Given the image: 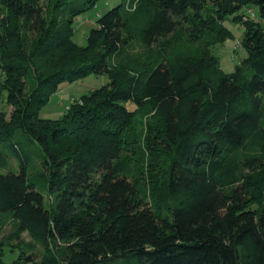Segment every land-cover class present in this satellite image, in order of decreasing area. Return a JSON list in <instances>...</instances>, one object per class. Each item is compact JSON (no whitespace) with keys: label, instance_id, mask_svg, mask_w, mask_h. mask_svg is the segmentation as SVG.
Returning a JSON list of instances; mask_svg holds the SVG:
<instances>
[{"label":"trees","instance_id":"16d2710c","mask_svg":"<svg viewBox=\"0 0 264 264\" xmlns=\"http://www.w3.org/2000/svg\"><path fill=\"white\" fill-rule=\"evenodd\" d=\"M100 1L0 0L12 239L27 233L38 264H264V0H120L79 46L75 20ZM226 22L245 52L229 74L213 53ZM99 75L61 119L39 118ZM17 135L39 147L31 178Z\"/></svg>","mask_w":264,"mask_h":264},{"label":"rangeland","instance_id":"374dc122","mask_svg":"<svg viewBox=\"0 0 264 264\" xmlns=\"http://www.w3.org/2000/svg\"><path fill=\"white\" fill-rule=\"evenodd\" d=\"M120 3V0H105L98 2L88 12L82 14L75 20L73 41L79 45L84 46L86 37L89 31L96 27L95 21L99 15L107 10L115 7ZM250 16L256 18L257 8L252 7ZM226 26L232 31L234 38L226 40L223 44L216 46L213 53L218 58L219 67L224 73H232L236 65H239L245 57L241 45L243 30L240 26L226 22ZM237 48V49H236ZM108 79L103 76H88L84 79L78 80L71 84H64L58 92L51 95L48 102L40 108L39 118L58 120L61 119L70 104L78 100L82 95L98 89L105 85ZM2 103L0 102V108ZM132 108V106H129ZM12 107L7 108L8 114L11 112ZM16 142L21 149L29 155L30 161L28 166L29 176L37 173L41 168V160L38 155L39 147L37 144L29 142L24 136L17 135ZM0 171L6 173H19L20 164L14 158L12 151H9L3 144L0 143ZM33 182V180H30ZM14 231V221L10 214H0V243L5 244L0 247V255L3 264H13L25 253L24 256H32L33 262H24L25 264H38L43 251L40 246L33 243L27 233H22L19 239H12L11 234ZM11 237V238H10ZM10 238V239H9ZM18 246V247H17Z\"/></svg>","mask_w":264,"mask_h":264}]
</instances>
